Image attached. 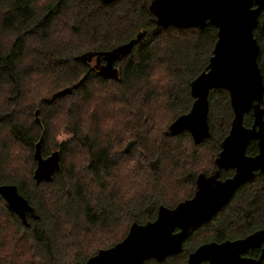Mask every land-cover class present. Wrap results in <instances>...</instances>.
<instances>
[{"label":"trees","instance_id":"obj_1","mask_svg":"<svg viewBox=\"0 0 264 264\" xmlns=\"http://www.w3.org/2000/svg\"><path fill=\"white\" fill-rule=\"evenodd\" d=\"M150 1L0 0V90L9 89L6 102L20 100L25 80L41 71L50 81L71 87L65 95H56L54 90L51 97L43 96L38 119H22V111L15 114L18 107L0 109V130L5 126L10 136L0 137V184H15L33 207L23 221L0 195V214L7 223L1 226L0 219V264H84L99 249L120 241L131 223L151 221L160 205L172 208L192 196L196 174L183 171L178 159L165 166L186 139L191 143L184 157L187 163L196 160L201 148L215 152L214 156L220 149L233 118L226 89L213 88L207 93L209 137L194 143L187 130L175 135L168 131L172 120L190 109V81L205 69L217 29L209 24L187 29L160 26L148 10ZM54 26L67 31L69 38L51 41ZM253 33L260 46L258 65L264 85V11ZM130 39L133 46L116 62L121 66L116 76L90 70L89 54ZM28 53L31 60L25 62ZM158 65L170 71L161 86L153 87L160 76L150 69ZM97 89H104L105 96L94 95L90 101L96 100L102 109L103 103L110 109L115 103L120 113L117 124L105 123L104 133L86 131L74 117ZM260 105L264 109V93ZM54 114L72 127V136L58 143L60 168L51 179L36 182L31 171L23 177L6 167L12 143L31 157L33 142L42 136L40 152L48 154L46 123ZM252 117V110L247 111L243 124L251 126ZM256 143H247L246 154L257 152ZM77 152L83 155L78 166L71 162ZM213 161L212 172L217 169ZM232 170L219 169V177L231 175ZM186 184L192 189L184 196L178 194ZM136 187L142 193L132 199L123 197ZM263 227L264 171H256L211 220L188 230L180 252L161 261L149 258L144 264H183L201 243L242 237ZM259 251L249 249L244 255L258 258Z\"/></svg>","mask_w":264,"mask_h":264},{"label":"water","instance_id":"obj_2","mask_svg":"<svg viewBox=\"0 0 264 264\" xmlns=\"http://www.w3.org/2000/svg\"><path fill=\"white\" fill-rule=\"evenodd\" d=\"M148 10L160 26L203 28L209 24L217 29L205 69L190 81V95L193 97L190 109L172 120L168 126L169 134L187 130L194 143L210 136L207 93L213 88L228 91L233 118L215 157L217 169L211 174L200 172L196 176V188L191 197L172 208L160 205L153 220L142 224L133 222L121 241L99 249L84 264H144L146 259L161 261L180 252L190 227L211 219L227 204L237 187L253 178L257 170L264 171V109L260 105L264 85L257 61L260 47L253 33L260 13L264 11V0H151ZM133 43L134 40L130 39L85 58L101 56L105 66L99 74L113 77L118 73L113 63L129 53ZM70 91L71 87H65L56 95ZM249 110H252L253 122L247 127L243 124V115ZM38 112L36 109L34 113L37 119ZM41 138L37 139L33 152L36 159L33 179L36 182L50 180L54 171L60 168L59 150L43 156L40 152ZM250 140H255L258 145V152L254 155L246 154ZM229 167L234 169V173L224 179L219 178L218 170ZM17 191L15 184H0V195L24 221L26 213L33 212V207ZM262 242L264 227L241 238L204 242L189 252L183 264H264ZM249 248H260L258 258L243 254Z\"/></svg>","mask_w":264,"mask_h":264},{"label":"rangeland","instance_id":"obj_3","mask_svg":"<svg viewBox=\"0 0 264 264\" xmlns=\"http://www.w3.org/2000/svg\"><path fill=\"white\" fill-rule=\"evenodd\" d=\"M168 26H172V25H168ZM173 27H175V26H173ZM177 28L187 29V28H196V27H187V28L186 27L185 28L184 27H177ZM68 34L69 33L67 31L55 30V26H54L49 35H50L51 41L64 42L69 38ZM77 40L73 39L72 41L76 42ZM259 51H260V48H259ZM258 55H259V53H258ZM92 58H95V57L93 56ZM90 59L89 60L86 59V60L91 61ZM30 60H31V55L28 53L26 58H25V62L30 61ZM208 60H209V58H208ZM117 61L118 60H116L113 63V68L115 67V68H118L120 70L121 66L119 65V63H116ZM257 61L259 63L258 57H257ZM154 64H158V63H154ZM150 70L156 72V74H158L160 76V79H158L157 82L153 83L154 85L152 84L153 87L154 86H156V87L161 86L162 85L161 82H164L165 77L168 75V71H170V69H168V67H165L163 65H158V67H156L155 69H150ZM64 86L66 87V85H64ZM64 86L62 87L61 82L55 83L53 81H50V79H48V75L42 71L37 72V73H33V74H31V76H29L25 80L23 97L20 100H15L14 101L15 103L12 101L6 102L8 95H9V89H7V87L1 88V90H0V109L1 108L3 109V107L5 105L6 106L10 105L11 109L12 108L14 109V107H18V109H15V114L17 112H19V113H17L18 115L22 114V119H29V118L37 117V115L34 113H35L36 109L39 110V106L41 103L40 100L43 99L44 97H46V98L51 97L54 90L59 91V90L63 89ZM99 94L101 95V97L105 96L106 91L104 89L93 90L92 93L89 95V98L84 100V105L81 108V110L77 111L78 114L76 112H74V117H77V119L79 120V123H80L79 125H81V127L84 128L86 131H88L90 128L93 131H98L100 133H104L105 132L104 128H106L105 123L117 124L118 119L120 120V116H119L120 113H118V110L116 107L117 104H115V103L113 104L114 109H110L109 106L104 105V103H103L104 108L102 109L95 104L96 100L93 102L90 101L91 97H93L94 95H99ZM141 104H143V102L139 103L138 105H141ZM6 106L4 107L3 111L6 110ZM99 109H101V110L99 111ZM21 111H22V113L20 114ZM38 117H39V115H38ZM46 124H47L46 126L49 129V136L47 138L48 139L47 142L49 145L48 146L49 150L47 152L49 154L51 151L59 150L58 143H61L62 141H65V140L67 141L69 139V137L72 136V127L70 125H68L67 123L63 124L62 118L60 116H58L57 114H54L49 119V121H47ZM4 127H2V129L0 130V137H5V136L10 137L6 128H4ZM34 142H33V144H34ZM33 144H32V148H31L32 151L30 152L31 157H29V156H27L26 150L22 149L21 147L17 146L16 144L12 143L11 148L7 149V154H10V157H9V159H7L6 167L14 169L23 177L24 176L28 177V170H29V172L31 171L32 176L34 178L33 172H34L35 165H36V159L34 158V153H33L35 144L34 145ZM189 145H191V143L186 139V141H184V143L182 144V146L180 147V149L178 151L169 155V158L165 162V166L167 167L169 165V162H173V161H171L172 159L173 160L178 159L179 164L182 166L183 171L191 172L192 176H194L196 174L194 177V184H195V178H196L197 174H199V172L208 170L209 172H207V174L213 173L212 171H210V169L212 167V165H211L212 163H210V161L215 160V157L218 156V152L220 149L218 150L217 154L214 156L215 152L210 151V149L201 148L199 150V152H196V154H195V157H197L196 160L194 162L187 163L184 160V157H185V154L187 152H189V150H191V146H189ZM181 155H182V157H181ZM43 156H46V155H43ZM82 156L83 155L80 152H77L75 155H72V158H71L72 164L75 163L78 166V164L83 160ZM30 158H32V161H33V165H32L33 168H30V165H31ZM27 159H29L30 164L28 163ZM181 160H183L184 162L183 161L181 162ZM226 169H228V168H226ZM231 169H233V168H231ZM257 171H259V170H257ZM229 176H231V175H229ZM229 176H227V177H229ZM115 184H117V183H115ZM192 187L193 186L186 184L183 187H181L180 189L178 188L179 189L178 194H182L184 196L188 193L189 190L192 189ZM195 188H196V186L194 185L193 193L195 191ZM138 192L142 193V190H140L139 188L136 187V189H132L131 192H129L128 194H126L123 197H125L126 199H132L134 194L138 193ZM185 198H187V197H185ZM0 215H1V218H0L1 219V226H4L7 224V223L2 222L4 220V218H3L4 214L1 213ZM206 242H208V241H206ZM63 252H64V250H63Z\"/></svg>","mask_w":264,"mask_h":264},{"label":"flooded vegetation","instance_id":"obj_4","mask_svg":"<svg viewBox=\"0 0 264 264\" xmlns=\"http://www.w3.org/2000/svg\"><path fill=\"white\" fill-rule=\"evenodd\" d=\"M91 61H88V65H89V67H90V70H92L93 72H97V73H102L101 71H103V69H104V66H105V60L104 59H102L101 58V56L99 57V58H96V56H95V58H91L90 59ZM259 64V63H258ZM259 66V65H258ZM116 69V71L118 70V68H115ZM257 147H258V145H257ZM257 152H258V150H257ZM256 152V153H257ZM255 153V154H256ZM254 155V154H253ZM214 162H215V160H214ZM233 171V170H232ZM233 173H234V171H233ZM232 173V174H233ZM231 174V175H232ZM220 178V177H219ZM221 179H223V178H221ZM212 218V217H211ZM205 221H207V220H205ZM201 222H203V221H201ZM198 223H200V222H198ZM198 223H195V225L194 226H196V225H198ZM194 226H192V227H194ZM192 227H190V228H192ZM189 228V229H190ZM257 230V229H256ZM255 231V230H254ZM254 231H252V232H254ZM251 233V232H250ZM250 233H248V234H250ZM247 234H245V236H246ZM242 237H244V236H242ZM238 238H241V237H238ZM225 239H232V238H224V239H216V240H212L211 239V241H216V242H221V241H223V240H225ZM234 239H236V238H234ZM261 245H264V243L262 242L261 243ZM249 249H259L260 250V248H249ZM249 249H247V250H249ZM246 250V251H247ZM245 251V252H246ZM245 252L243 253V254H245ZM259 253H260V251H259Z\"/></svg>","mask_w":264,"mask_h":264},{"label":"bare ground","instance_id":"obj_5","mask_svg":"<svg viewBox=\"0 0 264 264\" xmlns=\"http://www.w3.org/2000/svg\"><path fill=\"white\" fill-rule=\"evenodd\" d=\"M224 207V206H223ZM221 209V208H220ZM219 210V209H218ZM211 220V219H210Z\"/></svg>","mask_w":264,"mask_h":264}]
</instances>
